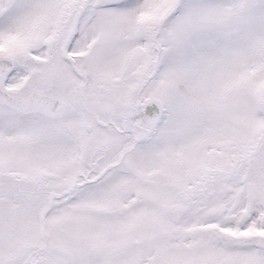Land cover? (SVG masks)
Returning <instances> with one entry per match:
<instances>
[{
    "label": "snow or ice",
    "instance_id": "6c2138e0",
    "mask_svg": "<svg viewBox=\"0 0 264 264\" xmlns=\"http://www.w3.org/2000/svg\"><path fill=\"white\" fill-rule=\"evenodd\" d=\"M0 264H264V0H0Z\"/></svg>",
    "mask_w": 264,
    "mask_h": 264
}]
</instances>
